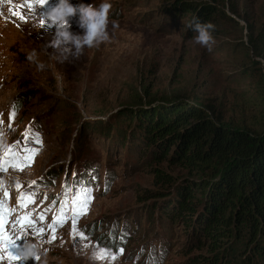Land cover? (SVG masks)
Returning <instances> with one entry per match:
<instances>
[{
  "label": "rangeland",
  "instance_id": "1",
  "mask_svg": "<svg viewBox=\"0 0 264 264\" xmlns=\"http://www.w3.org/2000/svg\"><path fill=\"white\" fill-rule=\"evenodd\" d=\"M174 1L69 0L73 6L111 5L109 39L86 47L70 63L53 59L52 48L43 50L57 31L47 14L59 0H46L42 6L30 0L23 8L24 0L0 5V154L9 145L19 152L26 132L39 134L42 142L31 144L38 149L31 164L0 174V198L8 191L7 230L17 245L10 251L18 254L28 243L39 251L38 261L28 258L18 264H190L192 255L208 252L193 248L180 220L151 212L163 201L149 196L163 190L152 167L177 180L188 174L178 164L146 160L139 130L120 116L186 103L198 106L213 123L263 129V61L256 39L264 32V0H181L215 6L207 21L215 25L211 51L195 42L196 33L189 27L192 16L183 9L172 11ZM17 13L26 15L21 19ZM66 19L70 31L82 34L78 12ZM33 50L47 65L45 71L38 72L27 60ZM77 180L90 185L92 199L76 221L85 239L74 241L71 199ZM66 185L68 219L49 242L48 225L59 215ZM21 192L32 195L23 208L17 206ZM29 213L35 229L43 228V233L28 229L24 235L18 227L13 232L12 222ZM41 214L43 221L37 219ZM101 247L117 258L93 259Z\"/></svg>",
  "mask_w": 264,
  "mask_h": 264
},
{
  "label": "trees",
  "instance_id": "2",
  "mask_svg": "<svg viewBox=\"0 0 264 264\" xmlns=\"http://www.w3.org/2000/svg\"><path fill=\"white\" fill-rule=\"evenodd\" d=\"M171 8L176 14L183 9L191 21L197 17L201 22L210 21L216 11L210 2L196 6L181 0ZM256 48L263 80L264 32L257 35ZM120 117L139 130L146 160L178 164L188 174L177 180L152 167L163 190L149 196L163 200L151 212L168 221L180 220L193 248L208 249L192 255L189 263L264 264V128L216 124L198 106L186 103Z\"/></svg>",
  "mask_w": 264,
  "mask_h": 264
},
{
  "label": "snow or ice",
  "instance_id": "3",
  "mask_svg": "<svg viewBox=\"0 0 264 264\" xmlns=\"http://www.w3.org/2000/svg\"><path fill=\"white\" fill-rule=\"evenodd\" d=\"M6 0H0V5H2ZM7 2H11V0H7ZM30 0H24V4L21 5L23 8L25 5L29 4ZM37 2L42 6L46 3V0H37ZM20 15L21 19H24L26 13H17ZM42 20V19H41ZM43 21V20H42ZM16 115V108L14 107L9 116V128H11V119ZM3 123V121H0ZM31 141V143H29ZM20 141H17V144H20ZM40 136L37 133H25V139L23 144L20 147V151H16V145H9L8 149L0 154V174L6 172L9 168L13 170H23V168L29 164H31L33 157L35 156L38 149L33 148L31 144H41ZM73 179H77V174L73 173ZM95 179V177H93ZM79 185V187H77ZM77 185L72 186L73 196L71 199V208H72V235L74 241L78 238L80 240L85 239L82 232H80L76 227V221L80 215L84 214L87 211V206L91 202V187L89 184H84L83 181L77 180ZM20 185L17 184V188L19 189ZM107 190V186L105 188ZM8 197V191L4 190L3 198H0V260L7 259L10 264L13 262H18L23 259L21 256V252L18 254H14L10 249L17 248L16 240L10 237L7 225L8 221V212L4 207V198ZM64 200L61 202L59 215L53 218V222L48 225V229L51 231L52 235L49 237V242L56 239L55 233L56 228L65 223L68 219L66 216V212L68 209V187L65 186ZM32 202V195L27 192H21L17 197V206L18 207H26L27 204ZM38 220L43 221L44 217L41 214L37 217ZM19 228V231L24 235H27V230L32 229L33 234H41L44 229H35V222L31 216V213L18 217L14 222H12V230L15 232ZM19 239V237H16ZM123 239V237H121ZM88 245L85 244L84 247ZM118 251L123 253L124 248L119 246ZM93 259L104 261L107 259L115 260L116 255L112 254V250L105 249L103 247L99 248L97 251L93 253ZM38 261V257L35 258Z\"/></svg>",
  "mask_w": 264,
  "mask_h": 264
},
{
  "label": "clouds",
  "instance_id": "4",
  "mask_svg": "<svg viewBox=\"0 0 264 264\" xmlns=\"http://www.w3.org/2000/svg\"><path fill=\"white\" fill-rule=\"evenodd\" d=\"M110 7L111 5L108 3H101L99 6L93 4L73 6L69 0H59V3L47 14L48 19L56 25L57 31L53 38L43 46V50L47 52V48H52L53 53L49 55L53 59L60 63H70L79 59L86 47H98L100 43L109 39L106 25L108 23L107 13ZM77 12L79 13L78 27L83 30L82 34L70 31V25L66 19ZM189 27L196 33L195 42L211 51V45L215 43L212 36L215 25L211 22H201L196 17L189 22ZM26 58L29 62L35 64L38 72L46 70L47 65L38 59L35 50L30 52ZM38 255V247L32 243L25 245L23 251H21V256L25 260L36 258Z\"/></svg>",
  "mask_w": 264,
  "mask_h": 264
}]
</instances>
